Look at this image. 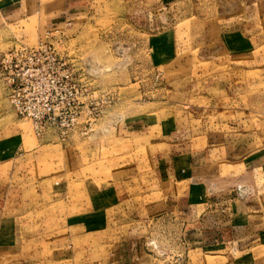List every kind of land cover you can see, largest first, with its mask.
I'll list each match as a JSON object with an SVG mask.
<instances>
[{
    "label": "rangeland",
    "instance_id": "374dc122",
    "mask_svg": "<svg viewBox=\"0 0 264 264\" xmlns=\"http://www.w3.org/2000/svg\"><path fill=\"white\" fill-rule=\"evenodd\" d=\"M237 1L0 0V58L57 40L96 99L37 136L0 79V264H128L135 242L148 264H209L167 204L230 187L264 210V5ZM237 25L255 48L225 57L216 38ZM172 28L199 45L168 63Z\"/></svg>",
    "mask_w": 264,
    "mask_h": 264
},
{
    "label": "crops",
    "instance_id": "0c3cea01",
    "mask_svg": "<svg viewBox=\"0 0 264 264\" xmlns=\"http://www.w3.org/2000/svg\"><path fill=\"white\" fill-rule=\"evenodd\" d=\"M237 2H239L237 6L244 4L246 7H261V5H264V0H239ZM238 17L225 21H238L236 19ZM163 32L166 31L158 32L157 35L163 34ZM169 33L172 34V48L168 51H171L173 55L167 58L168 63L175 62L176 59L182 56L180 54H184L186 51H195V48L199 45L196 36L194 41L187 36V42L183 43L181 36L177 39L175 29L169 30ZM216 40L219 42L218 45L225 57L243 56L253 52L255 48L254 37L248 34L240 25L230 28L223 27ZM163 43L164 41H159L160 52L166 49ZM177 54L180 56H177ZM254 160L250 157L247 161L248 165L244 166L243 164L241 171L247 167L249 171L260 174V167L255 169ZM238 181H243V179L238 178L237 183L240 184L241 182ZM236 190V188H225L223 189V195L218 194L217 197L206 198L202 202L205 203L204 206H200L201 204L197 203L203 188L192 186L187 197L179 198L175 204H167V210L178 213L184 219L183 224L189 238V252L195 251L198 247L193 248V246L199 245L202 250L213 253L206 254L208 260L210 257L212 258L209 260V264H255V250H258V247L264 244V218L259 220L257 216L259 213L263 216L264 210H259L258 206L251 204L250 200L252 198H240L238 192H235ZM156 203L158 202H152L148 207L154 209ZM133 250L134 252H132ZM143 250L137 242L132 243L131 252L127 257L128 264H148L150 258L144 256Z\"/></svg>",
    "mask_w": 264,
    "mask_h": 264
},
{
    "label": "built area",
    "instance_id": "2783aa9c",
    "mask_svg": "<svg viewBox=\"0 0 264 264\" xmlns=\"http://www.w3.org/2000/svg\"><path fill=\"white\" fill-rule=\"evenodd\" d=\"M57 42L43 39L33 46H15L0 58L8 100L19 117L31 122L37 136L69 132L82 109L96 102L81 67Z\"/></svg>",
    "mask_w": 264,
    "mask_h": 264
},
{
    "label": "bare ground",
    "instance_id": "6f19581e",
    "mask_svg": "<svg viewBox=\"0 0 264 264\" xmlns=\"http://www.w3.org/2000/svg\"><path fill=\"white\" fill-rule=\"evenodd\" d=\"M30 46V45H29Z\"/></svg>",
    "mask_w": 264,
    "mask_h": 264
}]
</instances>
